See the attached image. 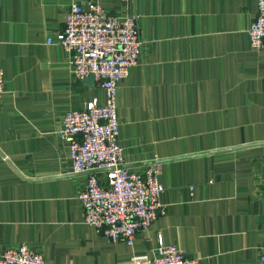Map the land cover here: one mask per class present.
Returning <instances> with one entry per match:
<instances>
[{
	"label": "crops",
	"instance_id": "0c3cea01",
	"mask_svg": "<svg viewBox=\"0 0 264 264\" xmlns=\"http://www.w3.org/2000/svg\"><path fill=\"white\" fill-rule=\"evenodd\" d=\"M86 1L0 0V252L26 243L45 264H131L162 236L200 264H260L264 48L248 33L258 0H97L139 15L142 52L117 90L124 162H162L166 212L132 245L85 222L87 172L73 171L57 134L66 110L105 96L55 39L69 4Z\"/></svg>",
	"mask_w": 264,
	"mask_h": 264
},
{
	"label": "built area",
	"instance_id": "2783aa9c",
	"mask_svg": "<svg viewBox=\"0 0 264 264\" xmlns=\"http://www.w3.org/2000/svg\"><path fill=\"white\" fill-rule=\"evenodd\" d=\"M248 28L253 48H264V0ZM55 39L66 50H73L72 72L80 79L90 74L104 89V100L93 97L82 108L66 110L57 134L68 142L73 171L87 172V182L78 191L85 222L110 242L134 243L141 229H148L166 212L162 201L165 186L160 179L162 162L154 160L142 171L132 170L124 162V150L118 141V82L129 73L142 52L138 14H114L99 1L69 4L64 25ZM52 37H47L51 42ZM5 91L0 68V98ZM98 170L104 171L103 181ZM192 189V186H190ZM264 264V244L259 256ZM0 264H45L41 252L26 243L5 247ZM131 264H200L162 236L156 254L143 261L132 257Z\"/></svg>",
	"mask_w": 264,
	"mask_h": 264
},
{
	"label": "water",
	"instance_id": "95a60500",
	"mask_svg": "<svg viewBox=\"0 0 264 264\" xmlns=\"http://www.w3.org/2000/svg\"><path fill=\"white\" fill-rule=\"evenodd\" d=\"M86 79L90 82H94V75L90 74Z\"/></svg>",
	"mask_w": 264,
	"mask_h": 264
}]
</instances>
